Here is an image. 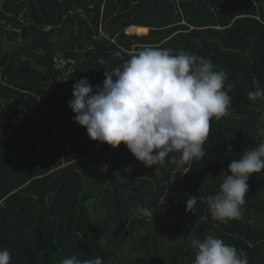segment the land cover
Wrapping results in <instances>:
<instances>
[{
    "label": "trees",
    "instance_id": "trees-1",
    "mask_svg": "<svg viewBox=\"0 0 264 264\" xmlns=\"http://www.w3.org/2000/svg\"><path fill=\"white\" fill-rule=\"evenodd\" d=\"M146 46L183 49L227 74L231 114L211 120L204 157L180 169L92 141L68 107L74 83L95 91ZM254 81L264 88V0H0V250L11 264H193L191 240L211 235L264 264V170L250 175L240 219H213L205 199L264 143Z\"/></svg>",
    "mask_w": 264,
    "mask_h": 264
},
{
    "label": "clouds",
    "instance_id": "clouds-1",
    "mask_svg": "<svg viewBox=\"0 0 264 264\" xmlns=\"http://www.w3.org/2000/svg\"><path fill=\"white\" fill-rule=\"evenodd\" d=\"M104 76L102 86L97 85L95 91L86 78L74 83L68 103L75 113L74 122L86 128L92 141L114 149L125 144L146 167L163 165L169 158L168 162L180 169L203 158L211 120L231 114V97L224 90L225 71L217 70L210 59L183 49L174 54L172 49L146 46L121 65L104 71ZM254 83L255 90L248 92L252 101L264 98V88L258 81ZM258 132L264 135V128ZM173 153L179 155L170 156ZM262 170L264 143L232 161L228 165L231 175H225L215 195L205 198L212 218L221 223L240 219L250 175ZM197 200L196 195L190 196L186 210L192 211ZM138 213L153 217L145 207H138ZM191 245L196 249L193 264H249L244 250L221 238L209 235L203 240L192 239ZM0 264H11L7 249L0 250ZM60 264H103V260L73 255Z\"/></svg>",
    "mask_w": 264,
    "mask_h": 264
},
{
    "label": "rangeland",
    "instance_id": "rangeland-1",
    "mask_svg": "<svg viewBox=\"0 0 264 264\" xmlns=\"http://www.w3.org/2000/svg\"><path fill=\"white\" fill-rule=\"evenodd\" d=\"M128 33H130V34H139V33H136V32H134V31H132V29L130 28V29H128V31H127ZM147 33H144V34H139V35H146Z\"/></svg>",
    "mask_w": 264,
    "mask_h": 264
},
{
    "label": "crops",
    "instance_id": "crops-1",
    "mask_svg": "<svg viewBox=\"0 0 264 264\" xmlns=\"http://www.w3.org/2000/svg\"><path fill=\"white\" fill-rule=\"evenodd\" d=\"M133 28V27H132ZM138 28H142V27H138ZM143 29H147V28H143ZM148 30V32H147V34L149 33V29H147Z\"/></svg>",
    "mask_w": 264,
    "mask_h": 264
}]
</instances>
